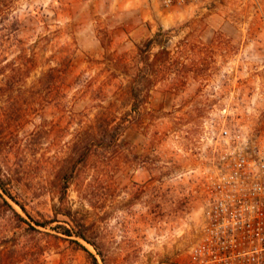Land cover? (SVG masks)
<instances>
[{
    "label": "rangeland",
    "instance_id": "1",
    "mask_svg": "<svg viewBox=\"0 0 264 264\" xmlns=\"http://www.w3.org/2000/svg\"><path fill=\"white\" fill-rule=\"evenodd\" d=\"M224 129L264 150V0H0V264H188Z\"/></svg>",
    "mask_w": 264,
    "mask_h": 264
},
{
    "label": "built area",
    "instance_id": "2",
    "mask_svg": "<svg viewBox=\"0 0 264 264\" xmlns=\"http://www.w3.org/2000/svg\"><path fill=\"white\" fill-rule=\"evenodd\" d=\"M165 8L193 0H157ZM205 183L201 234L188 264H264V150L256 140L222 130Z\"/></svg>",
    "mask_w": 264,
    "mask_h": 264
},
{
    "label": "trees",
    "instance_id": "3",
    "mask_svg": "<svg viewBox=\"0 0 264 264\" xmlns=\"http://www.w3.org/2000/svg\"><path fill=\"white\" fill-rule=\"evenodd\" d=\"M155 37H158V36H155ZM153 42H154L153 39H150V40H148V41L145 42L144 47H145V49H147L146 52H148L150 50V47L153 44ZM138 50L141 51V47L140 48L138 47ZM142 63H143V66L144 67H142V69L140 70V72L134 77V80L132 79V82H131L132 85L130 86V91H129V94L131 95V98L133 100L132 110L134 112L137 111L138 105L140 103V93L137 90V88H138L137 86H139L140 83H142L144 85H147V86L149 84H152V81L150 80V74L147 71L148 70V67L147 66L150 65L149 64V57H148V55L142 57ZM0 190H1V192H2L3 195H5L9 199H11L16 205L19 206V208L22 211H24L23 207H21L19 205V203H17L16 201H14L13 197L9 194V192L2 185L1 181H0ZM4 204L7 206V208L11 211V213L16 218H18L21 222L29 225L26 220H24L22 217H20V215L17 213V211L10 204H8L6 201H4ZM65 216L69 217L70 215L68 213H66ZM40 226L41 227H44L46 225H40ZM29 228H31V227H29ZM65 232H66V236H68V237L74 236L77 239L84 240L90 246L93 247V249L95 250L97 256L100 258V261L95 257V255H93L92 253H90L89 251H87L84 247H82L81 245H79V243L77 241H73L80 248H82V250H84V252L88 255V258L90 260V264H105L102 253L99 251V249L97 248V246L94 243H91V242L87 241V239L83 235V233H81L79 231H73V232H71V231H69L67 229H65Z\"/></svg>",
    "mask_w": 264,
    "mask_h": 264
}]
</instances>
